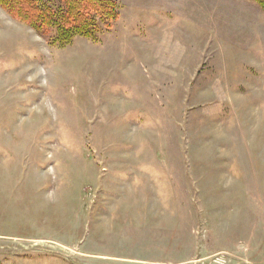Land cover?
<instances>
[{"label":"rangeland","instance_id":"obj_1","mask_svg":"<svg viewBox=\"0 0 264 264\" xmlns=\"http://www.w3.org/2000/svg\"><path fill=\"white\" fill-rule=\"evenodd\" d=\"M116 1L66 48L0 6V264H264V11Z\"/></svg>","mask_w":264,"mask_h":264},{"label":"trees","instance_id":"obj_2","mask_svg":"<svg viewBox=\"0 0 264 264\" xmlns=\"http://www.w3.org/2000/svg\"><path fill=\"white\" fill-rule=\"evenodd\" d=\"M253 1L264 11V0ZM0 6L59 48L77 37L96 40L121 17L116 0H0Z\"/></svg>","mask_w":264,"mask_h":264}]
</instances>
